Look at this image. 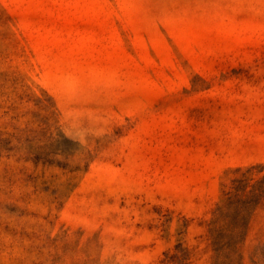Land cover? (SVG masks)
<instances>
[{"label": "rangeland", "instance_id": "rangeland-1", "mask_svg": "<svg viewBox=\"0 0 264 264\" xmlns=\"http://www.w3.org/2000/svg\"><path fill=\"white\" fill-rule=\"evenodd\" d=\"M0 264H264V0H0Z\"/></svg>", "mask_w": 264, "mask_h": 264}, {"label": "trees", "instance_id": "trees-1", "mask_svg": "<svg viewBox=\"0 0 264 264\" xmlns=\"http://www.w3.org/2000/svg\"><path fill=\"white\" fill-rule=\"evenodd\" d=\"M258 188L259 187L254 185L253 188L251 189V195L247 199H245L244 202L249 204L253 200V197L257 194ZM228 201L232 202L231 196H229ZM219 209L221 210L222 207H219ZM235 218H237V217H235ZM213 224L214 225H213L212 229H213V234H214V242H215V245L217 244V248L220 249L222 247V245L224 246L226 244L224 239L226 237H229L230 235H232V233L231 232H227L228 229L226 230L225 228L220 227L218 225V220L217 219L213 220Z\"/></svg>", "mask_w": 264, "mask_h": 264}]
</instances>
